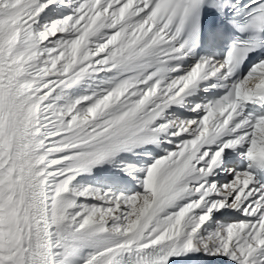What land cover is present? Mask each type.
<instances>
[{
	"label": "snow or ice",
	"instance_id": "snow-or-ice-1",
	"mask_svg": "<svg viewBox=\"0 0 264 264\" xmlns=\"http://www.w3.org/2000/svg\"><path fill=\"white\" fill-rule=\"evenodd\" d=\"M0 264H264V0H0Z\"/></svg>",
	"mask_w": 264,
	"mask_h": 264
}]
</instances>
